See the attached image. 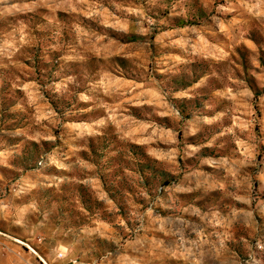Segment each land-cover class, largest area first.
<instances>
[{
    "label": "rangeland",
    "instance_id": "1",
    "mask_svg": "<svg viewBox=\"0 0 264 264\" xmlns=\"http://www.w3.org/2000/svg\"><path fill=\"white\" fill-rule=\"evenodd\" d=\"M0 264H264V0H0Z\"/></svg>",
    "mask_w": 264,
    "mask_h": 264
}]
</instances>
